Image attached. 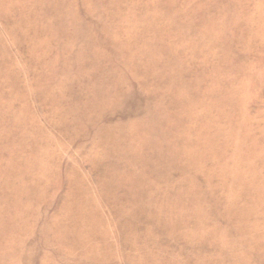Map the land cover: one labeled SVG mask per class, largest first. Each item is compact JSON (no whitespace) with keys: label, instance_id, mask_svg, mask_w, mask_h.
<instances>
[{"label":"rangeland","instance_id":"374dc122","mask_svg":"<svg viewBox=\"0 0 264 264\" xmlns=\"http://www.w3.org/2000/svg\"><path fill=\"white\" fill-rule=\"evenodd\" d=\"M0 264H264V0H0Z\"/></svg>","mask_w":264,"mask_h":264}]
</instances>
